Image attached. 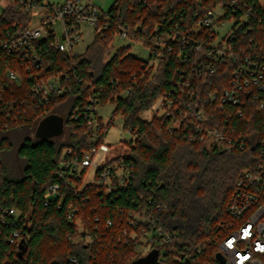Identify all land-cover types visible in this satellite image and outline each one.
Segmentation results:
<instances>
[{"label":"trees","instance_id":"1","mask_svg":"<svg viewBox=\"0 0 264 264\" xmlns=\"http://www.w3.org/2000/svg\"><path fill=\"white\" fill-rule=\"evenodd\" d=\"M233 1L115 0L108 29L96 34L83 54L46 51L43 69L50 76L69 74L70 80L66 92L44 108L30 106L27 110L15 104L29 98L30 81L24 75L23 88L4 80L6 100L17 109L13 114L9 109L0 112V205L16 207L21 217L18 224L9 220L0 236V264H72L70 258L78 264H131L139 256L121 233L131 230L129 220L136 212L157 218L165 233H177L174 246L179 252L192 256L201 250L198 261L215 263L219 241L230 232L227 208L238 178L244 171L262 167L264 179V91H258L257 99L255 86L241 92L242 117L237 113L241 106L222 102L242 59L264 58V0H235V7ZM217 8L223 10V20L234 22L225 37L234 58L227 55L215 60L207 56L206 48L197 50L182 43L183 36L191 42L195 36L189 30ZM248 10L249 17L243 19ZM4 15L5 24L16 18L24 24L27 20L20 11L8 10ZM124 30L126 40L157 54V65L130 55L129 45L113 51ZM207 33L203 31L197 40L209 41ZM7 64L22 71L16 58L3 56L2 72ZM185 81L189 86H177ZM92 97L99 106L114 104L115 115H121L123 128L133 135L124 142L127 153L113 159L132 164V176L126 187L110 196L96 184L68 187L59 210L57 203L46 205L43 196L50 185L59 182L63 150L88 151L93 145L85 136L83 116ZM160 99L165 113L142 119L141 114L152 110ZM199 113L203 122L196 120ZM51 115L65 117L63 133L35 142L24 139L15 151L16 159L9 161L6 154L14 149L11 134L35 132ZM222 126H227L228 137L239 142L230 151L207 141V131ZM71 204L85 221L97 218L102 228L111 221L112 231L101 235L93 247L75 243L74 226L66 215ZM24 226L21 245L5 241L8 230Z\"/></svg>","mask_w":264,"mask_h":264},{"label":"built area","instance_id":"2","mask_svg":"<svg viewBox=\"0 0 264 264\" xmlns=\"http://www.w3.org/2000/svg\"><path fill=\"white\" fill-rule=\"evenodd\" d=\"M233 3L235 7L236 1L234 0ZM110 8L105 11L90 0H62L59 3L42 0H0V61L3 56H12L23 65L22 71L11 69L8 64L5 72L0 69V112L4 114L9 109L13 114L17 109L6 100L4 80L19 88L23 85V75L30 81L29 98L15 103L20 105L18 106L20 109L27 107V110H30V106L44 108L63 95L67 90L66 84L70 80V75L50 76L43 69L42 58L45 57L47 50H55L68 56L79 55L75 52V47L82 41L87 28H90L95 35L108 29ZM8 10L20 11L27 15L25 24L19 18L9 20L8 24H5L7 22L4 13ZM249 14L250 10L244 12L243 19L248 18ZM223 16L224 12L221 8L209 11L189 30V33L195 36L192 37V41L189 42L187 36H183L182 43L191 44V48L197 50L206 48L207 56L214 57L215 60L227 55L234 58L233 48L225 40L226 36L217 39L219 33L216 28L227 22L222 19ZM56 24H61V37L56 32ZM203 31L208 32L209 41L197 40V36ZM126 36L127 32L124 30L119 38L126 39ZM150 53L151 56L158 57L157 54L151 51ZM177 86L184 89L189 83L185 81ZM249 86H255L256 99L259 96L258 91H264V58L260 55L246 56L242 59L233 73L231 88L226 90L222 97L223 103L241 106L237 110L240 117L244 115L245 106L241 92ZM97 101L94 97L90 98V104L85 105L83 112L85 136L93 145L88 151L76 152L73 148L63 150L57 171L59 182L46 189L43 196L46 205L57 203V208L62 209L68 187L75 188L78 184L82 187L96 184L102 188L101 192L104 195L110 196L115 190L126 187L130 182L134 167L132 164L113 159L105 160L101 164L95 162L97 154H108L111 150L104 142L108 134L107 125L114 122L116 116L113 110L111 119L105 123L99 114L100 106ZM160 101L164 114L166 110L163 108V100ZM167 104L170 105L171 101L168 100ZM261 107H264V104ZM195 117L198 122L204 121V116L200 113ZM78 118L79 115H76V119ZM227 130V126H222L207 131L209 137L207 141L218 148L230 151L239 142L228 137ZM197 131L203 132L200 127ZM241 148L244 149L243 144ZM261 154L264 158V148ZM92 166L95 167L94 180L88 182L86 176ZM261 171H263L262 167L244 171L238 178L237 190L232 195L227 208L231 217L230 232L219 241L218 250L214 254L215 263L198 261L196 255L201 254V250L192 256L179 252L174 246L178 234L165 233L157 218L146 216L143 212L133 213L132 219L129 220L131 230L123 229L121 233L123 238H129L130 243L135 247L139 257L134 261L157 251L155 264H264V179ZM149 204L152 202L150 201ZM157 208L161 210V207ZM66 215L68 222L74 226L73 241L85 244L87 247H93L101 240V235L105 236L113 229L111 221L104 223L102 228L97 218L94 222L83 220L80 210L72 204L67 208ZM20 217L21 212L16 207L0 205V236L7 230L9 220L18 224ZM221 227L225 226L220 225ZM24 229L25 226L11 228L4 236L5 241L11 246L21 245L25 238ZM217 254L222 255L223 262L217 260ZM69 261L78 264L75 258H70Z\"/></svg>","mask_w":264,"mask_h":264},{"label":"rangeland","instance_id":"3","mask_svg":"<svg viewBox=\"0 0 264 264\" xmlns=\"http://www.w3.org/2000/svg\"><path fill=\"white\" fill-rule=\"evenodd\" d=\"M43 2H55L59 3L62 0H42ZM93 2L96 6L103 10H108L115 2V0H90ZM234 25V22L232 20H229L226 22V24H222L221 26L216 28V31L219 33L218 35V40L223 39L227 33L230 31L232 26ZM56 32L59 37L62 35V27L61 24H56L55 26ZM95 38L94 32L90 29L87 28L84 32L83 39L82 41L77 44L75 47V52L78 54H83L87 47L93 42ZM131 46L130 50V55L134 56L135 58L144 60V61H149L150 65H157L158 59L155 58V56L150 58L151 53L148 49H146L144 46L140 44H134L133 42L126 40V39H120L117 38L116 41L114 42V50L118 49L119 47L122 46ZM161 100V99H160ZM158 100L155 105L153 106L152 110L142 113L141 118L144 120H151L157 112L159 114H162V105L161 101ZM116 106L112 104L111 102H108L104 106L99 107V114L102 117L103 121L106 123L108 122L111 117H112V112L115 110ZM63 118V117H62ZM65 117L63 118V120ZM38 130V129H37ZM37 130L31 131L30 129L24 130L22 134H11V139L14 143V149L13 151L8 152L6 155V158L10 160L16 159V154L15 151L17 150L18 146L24 139H30L32 142H35L38 140L37 136ZM133 139V135L129 132V130H126L123 128V120L121 118V115L118 114L114 118V122L111 125L110 129L108 130V134L105 138V144L110 146V152L108 154H103L99 153L95 157V162L97 164L103 163L105 160L109 159H114L117 158L121 155H125L127 153V147L125 145V141H131ZM94 172H95V167L92 166L89 168V171L86 176V181L88 182H93L94 180Z\"/></svg>","mask_w":264,"mask_h":264},{"label":"water","instance_id":"4","mask_svg":"<svg viewBox=\"0 0 264 264\" xmlns=\"http://www.w3.org/2000/svg\"><path fill=\"white\" fill-rule=\"evenodd\" d=\"M64 131V120L62 117L51 115L45 118L39 125L37 130V136L42 139H50L53 137L60 136ZM22 252L19 253V256ZM158 256L157 251H153L148 256L134 261L132 264H155ZM216 258L218 261L223 262L221 254H217Z\"/></svg>","mask_w":264,"mask_h":264}]
</instances>
